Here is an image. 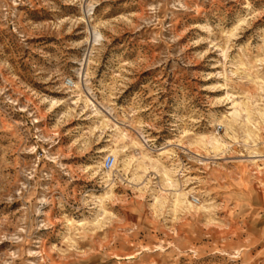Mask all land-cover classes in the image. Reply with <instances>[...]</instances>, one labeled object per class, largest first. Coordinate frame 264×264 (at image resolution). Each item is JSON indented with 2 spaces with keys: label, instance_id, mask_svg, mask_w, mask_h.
Masks as SVG:
<instances>
[{
  "label": "rangeland",
  "instance_id": "rangeland-1",
  "mask_svg": "<svg viewBox=\"0 0 264 264\" xmlns=\"http://www.w3.org/2000/svg\"><path fill=\"white\" fill-rule=\"evenodd\" d=\"M0 264H264V0H0Z\"/></svg>",
  "mask_w": 264,
  "mask_h": 264
},
{
  "label": "bare ground",
  "instance_id": "bare-ground-1",
  "mask_svg": "<svg viewBox=\"0 0 264 264\" xmlns=\"http://www.w3.org/2000/svg\"><path fill=\"white\" fill-rule=\"evenodd\" d=\"M72 87H76L75 85H73L72 84ZM86 102V101H85ZM121 138L122 139H124L125 138V135H122L121 136ZM209 144L210 145H212V146H215V145H217L218 144V141L217 140H215V139H210L209 140ZM132 146L133 147H135V148H139V147H141V145L139 144V143H137V142H132ZM108 153H110L111 155H113L114 157H116L117 156V150L116 149H111V150H109L108 151ZM149 157V156H148ZM145 158V157H144ZM143 158V159H144ZM138 160V159H137ZM148 160V159H147ZM151 160V159H150ZM139 161V160H138ZM163 177L165 178V183H167L168 185H170L171 184V179L168 177V174L167 173H164L163 174ZM163 180V179H162ZM183 197H185V195H183ZM158 200V199H157ZM101 203V200L100 199H98L97 201H96V204H100ZM176 204H174V206H175ZM99 206V205H98Z\"/></svg>",
  "mask_w": 264,
  "mask_h": 264
},
{
  "label": "built area",
  "instance_id": "built-area-1",
  "mask_svg": "<svg viewBox=\"0 0 264 264\" xmlns=\"http://www.w3.org/2000/svg\"><path fill=\"white\" fill-rule=\"evenodd\" d=\"M66 87H72V83L70 81L65 82ZM113 165V159L111 157H108L104 161L103 169L104 170H109Z\"/></svg>",
  "mask_w": 264,
  "mask_h": 264
}]
</instances>
